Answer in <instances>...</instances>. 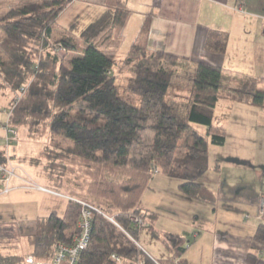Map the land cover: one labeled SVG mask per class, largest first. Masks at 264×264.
<instances>
[{"label":"trees","instance_id":"1","mask_svg":"<svg viewBox=\"0 0 264 264\" xmlns=\"http://www.w3.org/2000/svg\"><path fill=\"white\" fill-rule=\"evenodd\" d=\"M72 1L29 3L11 9L0 22V93L15 94L6 110L9 124L19 134L26 130L31 139L48 137L32 165L48 190L70 199L63 216L54 211L29 229L20 227L30 253H0V264H25L28 256L49 262L60 245L73 244L81 232L78 201L96 211L76 264H117L114 255L129 264L139 259L144 264H177L186 251L185 240L161 237L156 228L159 216L142 209L143 195L159 171L177 180L179 191L189 199L216 205L217 196L198 181L209 171L210 147L227 141L218 104L264 109L260 81L246 78L238 90H224L221 67L190 62L194 69L184 68L178 57L151 52L148 23L127 56L116 58L105 51L121 47L118 33L130 17L125 1L117 0L79 38L59 32L57 25ZM227 42L225 33L211 31L206 49L223 53ZM57 48L75 57L66 61ZM181 68L189 90L184 116L172 103L180 96L174 78ZM127 75V85H119L118 78ZM148 129L154 135L142 151ZM4 158L0 151V161ZM143 231L161 239L172 257H151L140 245ZM254 239L264 245V225Z\"/></svg>","mask_w":264,"mask_h":264},{"label":"crops","instance_id":"2","mask_svg":"<svg viewBox=\"0 0 264 264\" xmlns=\"http://www.w3.org/2000/svg\"><path fill=\"white\" fill-rule=\"evenodd\" d=\"M124 1L130 17L118 33L121 47L112 56H127L148 23L151 52L183 59L191 69L190 62L221 67L226 91L232 82L255 78L264 92V0ZM116 2L73 0L57 21L59 32L79 38ZM211 31L227 35L225 52L206 49ZM217 114L223 118L227 141L210 147L209 171L198 181L217 196L216 205L189 199L179 191L177 180L158 174L143 195L142 209L158 214L156 228L163 239L185 240L186 251L177 264H264V245L254 239L264 225L258 214L264 193V109L226 102ZM0 151L14 157L18 147L1 145ZM143 241L151 257H172L161 239L147 232Z\"/></svg>","mask_w":264,"mask_h":264},{"label":"rangeland","instance_id":"3","mask_svg":"<svg viewBox=\"0 0 264 264\" xmlns=\"http://www.w3.org/2000/svg\"><path fill=\"white\" fill-rule=\"evenodd\" d=\"M37 1L40 0H0V22L1 19L11 9L24 6L29 3H35ZM2 36L3 35L0 30V40L2 39ZM105 52L109 54L114 53V51L109 50ZM60 55L66 61H70L73 57H75L74 55L70 56L65 52H62ZM123 58L124 57L119 59ZM180 61V63L184 65V68L189 67L186 64V61H183V59H180ZM186 71L189 70L186 69ZM184 72V69H179L174 78V85L180 88L175 92L180 96H177L179 99L176 98L178 101L173 100L172 102L177 108L178 112L183 116L186 112V99L189 92V90H187L188 78L184 76ZM114 75L118 76L117 73H114ZM129 76L130 75L120 76L118 78L119 85L125 87L127 85ZM240 87L241 81L240 83L232 82L231 89L228 90L234 91L238 90ZM261 90H263L262 87ZM14 96L15 94L11 91L0 93V137L4 132V136L2 137V139H0V146H5L3 138H5L7 134L4 129L1 130V127H3V125L7 122L8 114L6 110L8 109L10 100H12ZM226 102L227 101H221L218 104V111L222 109V104ZM197 129L202 133L205 132V128L202 126H199ZM19 135L20 140L14 146V148L18 147V151L16 152V155L13 154L14 157H12V159L17 171V176L21 180L17 178L13 180L11 184L13 190L10 194L0 195V253L4 255L9 253H17L20 255L29 254L30 249L27 243V239L24 237V235L20 234L19 228L24 227L25 229H29L38 218L48 216L54 211L57 212L58 215L63 216L67 210V206L70 200L67 196L61 194L56 195L54 194V192L47 193L38 189V187L47 189V184L45 178L40 175L39 169L32 165V160L36 159L45 148L49 141L47 139L48 137L31 139L26 130H20ZM145 135V144L142 148V151L148 147L147 145L151 141V135L153 136L154 134L150 129H148ZM262 140L264 139L262 138ZM261 145H264L263 142L261 143ZM262 155L263 154H261L260 156ZM157 175L158 174H155L154 177H156ZM27 183L33 184L34 187L30 188ZM146 234V231L142 232L140 245L143 247H145V242L143 240ZM152 241V243H155L154 240Z\"/></svg>","mask_w":264,"mask_h":264},{"label":"built area","instance_id":"4","mask_svg":"<svg viewBox=\"0 0 264 264\" xmlns=\"http://www.w3.org/2000/svg\"><path fill=\"white\" fill-rule=\"evenodd\" d=\"M57 51L59 54L62 52L64 53L65 50L57 48ZM8 114V113H7ZM3 129L6 132L7 136L3 138L5 142L6 148H12L17 144L20 140L19 132L13 128L9 124V114L7 122L3 125ZM4 160L0 161V195L2 194H10L13 188L11 187V184L14 179H19L17 176L16 168L13 164L12 156L8 153H4ZM159 171L156 172L158 174ZM30 188H33L34 185L31 183H27ZM39 190L47 193H53L52 191L43 188L38 187ZM58 195L57 193H54ZM79 204L82 206L81 215H80V222L79 227L81 229L80 234L75 238L73 241V244L69 246L60 245L58 252L56 253L55 257L49 261H38L32 256H28L25 259V264H76L77 257L79 253L84 250L87 246L90 230H91V223L93 219V212L96 211L95 208L89 206L88 204L78 201ZM258 214L260 217L264 218V193L260 197V205L258 209ZM109 221L116 224L113 218L106 217ZM133 222L136 224H142V220L139 218H134ZM117 264H125L124 261H122L121 258L118 256L112 257ZM135 264H144L142 259H139Z\"/></svg>","mask_w":264,"mask_h":264}]
</instances>
